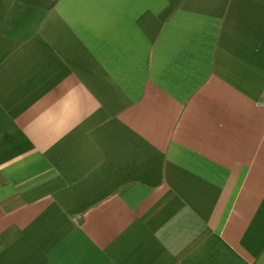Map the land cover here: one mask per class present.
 <instances>
[{
    "label": "crops",
    "instance_id": "crops-1",
    "mask_svg": "<svg viewBox=\"0 0 264 264\" xmlns=\"http://www.w3.org/2000/svg\"><path fill=\"white\" fill-rule=\"evenodd\" d=\"M0 264H264V0H0Z\"/></svg>",
    "mask_w": 264,
    "mask_h": 264
}]
</instances>
